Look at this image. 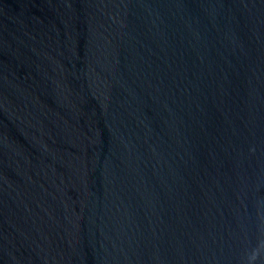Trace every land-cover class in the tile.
I'll return each mask as SVG.
<instances>
[{"label":"water","instance_id":"water-1","mask_svg":"<svg viewBox=\"0 0 264 264\" xmlns=\"http://www.w3.org/2000/svg\"><path fill=\"white\" fill-rule=\"evenodd\" d=\"M0 264H264V0H0Z\"/></svg>","mask_w":264,"mask_h":264}]
</instances>
